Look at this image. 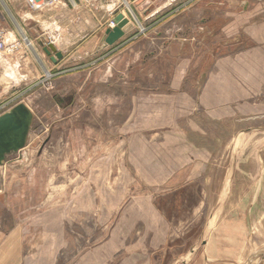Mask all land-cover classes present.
<instances>
[{
	"label": "rangeland",
	"instance_id": "rangeland-1",
	"mask_svg": "<svg viewBox=\"0 0 264 264\" xmlns=\"http://www.w3.org/2000/svg\"><path fill=\"white\" fill-rule=\"evenodd\" d=\"M113 3L130 42L98 63L96 0H0L2 98L33 115L0 264H264V0ZM51 29L90 57L50 70Z\"/></svg>",
	"mask_w": 264,
	"mask_h": 264
},
{
	"label": "water",
	"instance_id": "water-1",
	"mask_svg": "<svg viewBox=\"0 0 264 264\" xmlns=\"http://www.w3.org/2000/svg\"><path fill=\"white\" fill-rule=\"evenodd\" d=\"M113 27L105 31L104 45L112 46L121 39L132 27V23L121 13L112 18ZM43 52L54 63L62 58V54L56 50L52 43L42 48ZM33 115L23 103H18L9 111L0 115V166L11 153L22 150L27 141Z\"/></svg>",
	"mask_w": 264,
	"mask_h": 264
},
{
	"label": "crops",
	"instance_id": "crops-1",
	"mask_svg": "<svg viewBox=\"0 0 264 264\" xmlns=\"http://www.w3.org/2000/svg\"><path fill=\"white\" fill-rule=\"evenodd\" d=\"M113 1L114 0H96V62L98 63H109L112 58H114L117 53H119V48L124 46L126 42H130V39H127L129 36L127 33L122 39L112 46L104 45L103 40L105 37V31L107 29V22L112 18L110 12L112 11L111 7L114 6ZM123 1L125 2V0ZM82 11L83 10H81V12ZM83 12L85 13V11ZM84 13H82L81 17H84ZM116 14L118 13H114L113 16L115 17ZM58 32V30L51 29L47 33L51 36L50 38L54 40L53 45L56 50L62 54V58L60 60L56 61L55 63L51 61L50 70L59 67L66 68L71 62L85 61L88 59V57H90L89 52H91V49L88 47V38L83 36L81 37L83 39L82 42L74 40L69 42L61 36L60 32ZM75 70L79 71V67H76ZM215 258L219 260H225V258L221 257ZM226 259L231 261L234 259V257Z\"/></svg>",
	"mask_w": 264,
	"mask_h": 264
},
{
	"label": "built area",
	"instance_id": "built-area-1",
	"mask_svg": "<svg viewBox=\"0 0 264 264\" xmlns=\"http://www.w3.org/2000/svg\"><path fill=\"white\" fill-rule=\"evenodd\" d=\"M31 10L38 11L44 8H51L58 5L62 0H24ZM109 26H114L113 22L110 21ZM52 43V41H50ZM21 48V42L17 39L10 40L7 32L0 28V54L4 56H13L19 52ZM3 89L0 88V115L7 112L10 108L13 97L7 99L2 98ZM10 106V107H9Z\"/></svg>",
	"mask_w": 264,
	"mask_h": 264
},
{
	"label": "bare ground",
	"instance_id": "bare-ground-1",
	"mask_svg": "<svg viewBox=\"0 0 264 264\" xmlns=\"http://www.w3.org/2000/svg\"><path fill=\"white\" fill-rule=\"evenodd\" d=\"M124 2V1H123ZM124 4H125V7L128 9V4H127V1H125L124 2ZM121 14L124 16V18H126V16L124 15V12H121ZM113 18H114V16H113ZM126 19H128V18H126ZM129 21H130V19H128ZM131 23V22H130ZM109 27H113V26H109ZM25 40H26V38H25ZM54 42V41H53ZM27 44L29 45V43L27 42ZM30 47V46H29ZM50 76V75H49ZM25 105V104H24ZM26 107L28 108V106L26 105ZM11 109V108H10ZM9 109V110H10ZM29 109V108H28ZM8 110V111H9ZM30 110V109H29ZM247 134V133H246ZM246 137V136H245ZM239 138H240V136H239ZM242 138H240V140H241ZM246 139V138H245ZM255 139H256V137H255ZM255 139H254V141H255ZM240 144V143H239ZM238 160V159H237ZM236 160V161H237ZM227 174V173H226ZM227 180V179H226ZM227 183V182H226ZM258 186V185H257ZM224 187V186H223ZM226 187V186H225ZM225 192V191H224ZM256 205V204H255ZM214 221V220H213ZM214 223V222H213ZM262 228H264L263 226H262ZM263 237V236H262Z\"/></svg>",
	"mask_w": 264,
	"mask_h": 264
}]
</instances>
